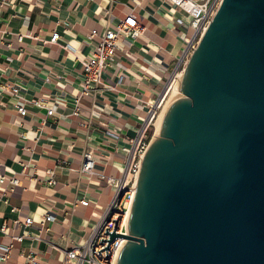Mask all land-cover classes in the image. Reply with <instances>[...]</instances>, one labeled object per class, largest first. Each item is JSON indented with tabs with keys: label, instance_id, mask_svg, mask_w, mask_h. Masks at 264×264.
<instances>
[{
	"label": "crops",
	"instance_id": "1",
	"mask_svg": "<svg viewBox=\"0 0 264 264\" xmlns=\"http://www.w3.org/2000/svg\"><path fill=\"white\" fill-rule=\"evenodd\" d=\"M129 14L142 36L120 38L102 93L81 96L76 59L90 52L89 30L103 33ZM53 32L56 43L49 42ZM191 35L187 17L164 0H0V176L19 181L0 184V223L23 236L18 242L0 233V257L11 245L0 264H27L29 251L38 264H67L62 251L84 242L114 194L99 176L125 171L122 149L132 150ZM16 102L25 103V116ZM85 152L94 162L89 176L79 173ZM47 214L55 220L40 229Z\"/></svg>",
	"mask_w": 264,
	"mask_h": 264
},
{
	"label": "water",
	"instance_id": "2",
	"mask_svg": "<svg viewBox=\"0 0 264 264\" xmlns=\"http://www.w3.org/2000/svg\"><path fill=\"white\" fill-rule=\"evenodd\" d=\"M139 167L116 264H264V0H222ZM97 251L100 254V251Z\"/></svg>",
	"mask_w": 264,
	"mask_h": 264
},
{
	"label": "built area",
	"instance_id": "3",
	"mask_svg": "<svg viewBox=\"0 0 264 264\" xmlns=\"http://www.w3.org/2000/svg\"><path fill=\"white\" fill-rule=\"evenodd\" d=\"M172 5L177 10L181 11L188 19V25L192 31L190 38L185 40L184 48L181 57L179 58L178 69L173 76L172 80L179 79L178 75L181 73L185 63L189 59L196 48L201 35L210 23L212 17L216 13L222 0H164ZM88 40L91 43L90 52L86 56L77 58V62L80 65V70L83 75V83L80 91L81 96H95L102 93L103 89V77L107 67L114 61L116 52L120 49L119 39H129L131 42L136 41L142 36L143 27H141L135 20L132 14L127 15L124 19L118 20L112 29H107L103 33H98L96 29L89 30ZM59 39V35L56 32L51 34L49 39L50 43H56ZM181 69V70H180ZM10 92L13 95H18V90L10 87ZM160 97V95H159ZM158 97V98H159ZM157 98V99H158ZM159 101V99H158ZM77 102V100H76ZM159 103V102H158ZM31 105L39 106L38 101H31ZM155 101L150 105L148 120L146 124L139 129L138 136L132 141V150L127 151L122 149L126 154V166L125 171L118 178L102 176L99 177L110 185L114 194L111 198V202L103 211V214L96 226L92 227L91 231L87 235L84 242L78 245H73L68 249H64V259L67 264H116L117 258L121 249L125 244V239L115 238L108 244L106 250L107 257H105V250H101L107 244L108 236L113 231L114 223L116 221L114 232L121 235L127 234V221L134 197V189L136 179L141 164V160L147 150L151 141L156 137L155 131L152 134L148 133V128L154 118L155 111L153 106ZM159 105V104H158ZM15 109L19 116L26 115L25 103L16 102ZM78 112V107L76 106ZM47 115L53 113L52 109H47ZM111 136H114L111 134ZM93 157L91 152H85L82 156V163L79 169V173L82 175L93 174ZM50 179L49 183H53V172L48 171ZM7 182L11 186L19 184V181L14 177L0 176V184ZM88 201H80V205L87 206ZM16 208L11 207L10 212L15 214ZM55 218L49 214L45 215L39 223L40 229L45 224L53 222ZM24 226L30 227L33 224V220L30 217L25 218ZM107 228V233L105 229ZM0 233L2 235L9 236L18 242L23 241V236L10 234V227L8 221L0 223ZM35 238V237H33ZM37 238V237H36ZM35 238V239H36ZM11 245L8 246L4 252V255L0 257L1 260H6L9 255ZM100 251V254L97 251ZM25 258L27 264H38L36 255L33 251H29Z\"/></svg>",
	"mask_w": 264,
	"mask_h": 264
},
{
	"label": "rangeland",
	"instance_id": "4",
	"mask_svg": "<svg viewBox=\"0 0 264 264\" xmlns=\"http://www.w3.org/2000/svg\"><path fill=\"white\" fill-rule=\"evenodd\" d=\"M181 70V69H180ZM179 80V79H176V81ZM174 80L170 79L167 84L164 86L163 88V91L160 93V97L158 98L157 100H155V104L153 106V110L155 111V114H154V118L152 119L151 121V124L148 128V133L149 134H152L154 131H155V126H154V123L155 121L157 120V117L161 114V112L163 111L164 107L167 106V108L169 107V105L171 103H173L175 100H177L178 98L181 97V94L179 92H176L172 95H170L166 100L165 102L163 103L162 102V99L163 97L165 96L166 94V90L168 89L167 87L170 86L171 82H173ZM178 83H176L177 85ZM169 85V86H168ZM167 88V89H166ZM159 102V103H158ZM159 104V105H158Z\"/></svg>",
	"mask_w": 264,
	"mask_h": 264
},
{
	"label": "bare ground",
	"instance_id": "5",
	"mask_svg": "<svg viewBox=\"0 0 264 264\" xmlns=\"http://www.w3.org/2000/svg\"><path fill=\"white\" fill-rule=\"evenodd\" d=\"M181 75V73L178 75V78L180 79V76ZM178 81L179 80H177L176 81V79L173 81V82H171V84H170V86L169 87H167L166 89V94H165V96L163 97V99H162V102L164 103L165 102V100L170 96V95H172V94H174V93H176V92H178V84L176 85V83H178ZM167 110V106L166 107H164V109H163V111L161 112V114L157 117V120L155 121V123H154V126H155V136H158V134H159V127H160V124H161V121H162V118H163V116H164V113H165V111Z\"/></svg>",
	"mask_w": 264,
	"mask_h": 264
}]
</instances>
